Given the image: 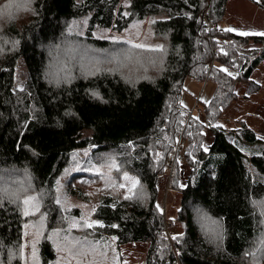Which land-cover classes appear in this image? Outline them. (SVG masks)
Listing matches in <instances>:
<instances>
[{
    "label": "trees",
    "instance_id": "trees-1",
    "mask_svg": "<svg viewBox=\"0 0 264 264\" xmlns=\"http://www.w3.org/2000/svg\"><path fill=\"white\" fill-rule=\"evenodd\" d=\"M229 1L0 0L1 183L11 186L4 172L18 171L25 179L17 182L32 191L27 197L53 193L78 151H85L89 170L111 158L114 171L136 175L139 184L127 193L107 184L89 222L98 223L72 229L88 232L87 241L146 243L145 264H264V138L246 124L218 125L238 101L241 84L245 98L261 90L253 74L264 61V35L225 31ZM258 5L264 10V0ZM85 17L86 32L70 29ZM98 29L125 37L101 38ZM134 31L143 33L141 40L129 39ZM148 32L155 46L142 44ZM70 45L90 55L81 56L88 61L84 71L67 73L72 59L57 66L58 55L77 51L65 48ZM20 61L27 78L19 89ZM190 78L215 85L202 117L181 104ZM86 130L90 137H83ZM179 141L184 145L176 152ZM167 190L181 196L170 220L181 226L176 239L166 232L160 207ZM2 196L0 264H20L11 260L27 243V218L20 197ZM47 204L46 227L79 221L56 201ZM28 243L29 251L34 244L44 256L53 254L36 234Z\"/></svg>",
    "mask_w": 264,
    "mask_h": 264
},
{
    "label": "rangeland",
    "instance_id": "rangeland-1",
    "mask_svg": "<svg viewBox=\"0 0 264 264\" xmlns=\"http://www.w3.org/2000/svg\"><path fill=\"white\" fill-rule=\"evenodd\" d=\"M126 1L121 0V2ZM86 20L87 17L76 20L69 27H71V30L73 29L72 31L84 33L87 29ZM146 24L145 27L147 26ZM145 27L141 28L143 33ZM222 27L224 29H235L232 32L237 34L241 32L264 33V10L259 7L258 0H230L227 5ZM143 33H129L128 37L132 42H137L141 40ZM95 34L101 38L125 37L124 35L116 34L111 29L107 32L98 29ZM149 36L150 33L148 32L142 44L146 47L155 46V42H152ZM71 46L74 45L65 48H75L79 53L77 51L67 50L65 55H58L57 58L61 61L57 66H60L62 61L67 62L69 59H72L69 60V63H73L72 66L67 64V73L73 72L75 69L84 71L86 67L84 64L88 61H84L81 56H85L87 59L90 55L86 52L84 54L82 53L84 49L86 50L84 46ZM263 48V45L259 46L260 50H263ZM93 58L91 56L88 60H93ZM54 72L51 76L56 78ZM26 78V65L23 61H20L17 66L15 87L22 88ZM253 79L262 85L261 90L252 95L251 98H245L246 86L241 84L238 89V101L226 111L219 120L218 125L227 129H233L242 124H246L264 138V61L254 71ZM214 90L215 85L212 83L207 82L202 84L195 79H187L181 104L187 113L202 117L203 109L201 105L203 102H209ZM82 134L83 137H90L92 133L86 130ZM77 154L80 158H73L67 163L55 184V191L50 193L47 190H41L38 196H35L36 200L31 201L28 205H25L23 201L25 197L32 194L30 186H27L20 180L18 183L16 179L19 178L18 176H22L21 178L25 179V175L18 171L4 172V174H7L4 181L10 183L11 186L5 187L4 182L2 184L0 181V195L9 198L20 197L18 208L20 213L27 218L24 222L27 243L23 241L24 245L20 249H16V256L12 257L11 261L20 260V264H107V259L109 258L110 264H145L148 249V244L146 243H129L119 246L114 240L106 241V238L91 243L87 241L89 239L88 232L77 233L75 230H72L78 225L83 226L85 221L88 223L91 222L95 207L102 198V191H105L107 184L114 186V192L127 193L129 189H133L132 179L126 180L124 179L125 173L120 175V172L113 170V168H116V165L115 167L112 166L114 162L111 158L109 159V163L104 167L89 170L84 165L85 160H82L85 156V151L80 150ZM86 165L88 167V164ZM79 173H82V175ZM171 173L172 166L168 172L169 177ZM127 175L139 181L136 175L129 173ZM121 184L124 187H120ZM71 189L76 190L77 195L72 197ZM50 199L53 201L59 200L60 202L58 204H61V207L65 209L64 211L68 213V216L72 217L74 215L79 220L76 223L77 226L73 227L64 223L62 225L51 226L50 228L46 227L45 224L47 222L43 218L47 211L44 209L48 208L47 201ZM180 201L181 196L178 193L168 192V190L162 193L160 197V207L167 220L166 232L171 237L181 232V226L178 223L170 224V220L176 218ZM36 205L39 206L38 210ZM70 207L80 208L81 213L74 212L73 214L69 210ZM25 211H28L29 214L25 215ZM32 216H36V218L33 220L31 219ZM54 233L56 234L54 235ZM35 234L43 244L48 243L52 246V256H44L45 252L39 251L40 248L38 249L37 247L35 248V257H33V250H28L30 246L28 242L33 239Z\"/></svg>",
    "mask_w": 264,
    "mask_h": 264
},
{
    "label": "snow or ice",
    "instance_id": "snow-or-ice-1",
    "mask_svg": "<svg viewBox=\"0 0 264 264\" xmlns=\"http://www.w3.org/2000/svg\"><path fill=\"white\" fill-rule=\"evenodd\" d=\"M225 31H229V32H231V31H235V29L229 28V29H225ZM240 34H241V35H250V34H253V35H264V33H247V32H241ZM134 47H138V48H139V47H144V46H143V45H139V44H137V45H134ZM161 47H162V46H161ZM221 70L224 71V72H228V69H227V68H224V69H221ZM228 74H229V75H232V73H230V72H228ZM205 151H207V148H205ZM112 166L115 167V165H112ZM124 179H126V180H128V179H132V180H133V184H132V187H133V188H135L136 185L139 183L138 180H135L134 178L129 177V176L127 175V173L124 174ZM120 187H124V185L121 184ZM129 191H131V189H129ZM126 198H127V197H126ZM34 200H36V197L29 196V197H27L26 199H24L23 203H24L25 205H28L31 201H34ZM56 202L59 203L60 201L57 200ZM38 207H39V206L36 205L37 210H38ZM157 207H159V206L157 205ZM24 214H25V215H28L29 213H28V211H25ZM94 223H98V222L88 223L87 221H85V226L88 227V228H91V227L94 226ZM72 226L75 227V226H77V225L74 223ZM100 226L103 227L102 224H101ZM26 227H27V225H26ZM113 227H115V225H113ZM55 234H56V233H54V235H55ZM113 239H115V237H113ZM173 239H176V237H173ZM33 257H35V245H34V244H33Z\"/></svg>",
    "mask_w": 264,
    "mask_h": 264
},
{
    "label": "built area",
    "instance_id": "built-area-1",
    "mask_svg": "<svg viewBox=\"0 0 264 264\" xmlns=\"http://www.w3.org/2000/svg\"><path fill=\"white\" fill-rule=\"evenodd\" d=\"M183 145H184V143L179 141L178 145L176 146V150L178 151V150L182 149Z\"/></svg>",
    "mask_w": 264,
    "mask_h": 264
}]
</instances>
